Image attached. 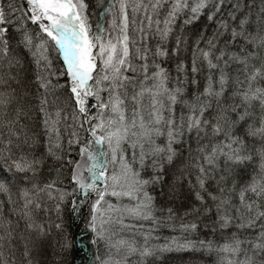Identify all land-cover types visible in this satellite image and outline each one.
<instances>
[{"label":"snow or ice","instance_id":"6c2138e0","mask_svg":"<svg viewBox=\"0 0 264 264\" xmlns=\"http://www.w3.org/2000/svg\"><path fill=\"white\" fill-rule=\"evenodd\" d=\"M0 264H264V0H0Z\"/></svg>","mask_w":264,"mask_h":264}]
</instances>
